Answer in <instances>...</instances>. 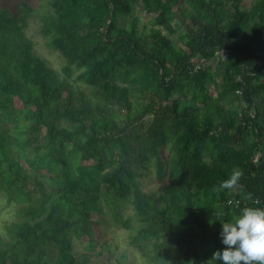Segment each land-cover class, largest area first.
Here are the masks:
<instances>
[{
	"label": "trees",
	"instance_id": "1",
	"mask_svg": "<svg viewBox=\"0 0 264 264\" xmlns=\"http://www.w3.org/2000/svg\"><path fill=\"white\" fill-rule=\"evenodd\" d=\"M41 1L63 78L25 35L37 10L0 8V194L17 207L0 264H86L72 241L93 252V216L126 206L146 264H205L221 224L264 209V0ZM236 167L243 190L214 191Z\"/></svg>",
	"mask_w": 264,
	"mask_h": 264
},
{
	"label": "rangeland",
	"instance_id": "2",
	"mask_svg": "<svg viewBox=\"0 0 264 264\" xmlns=\"http://www.w3.org/2000/svg\"><path fill=\"white\" fill-rule=\"evenodd\" d=\"M21 0H0V8H6L10 12L15 11L16 5ZM31 8L37 10V13L28 23V26L25 29V35L28 39L31 40L33 47L32 51L35 56L43 59L48 68L54 71L59 78H63L61 68L64 66L63 59L61 56L47 48L45 40L40 35V22L39 15L42 13V10H45L43 7L44 3L41 0H23ZM253 0H244L242 2L243 6L248 7ZM139 19V25L146 24L150 17L153 15L145 14L140 12L135 14ZM175 40V36L171 37ZM76 72L71 76L69 81L73 82L74 85H80L81 83L74 82V77ZM14 105L17 108H21L19 101L14 100ZM142 188L144 190H156L157 185L154 183L152 177L142 181ZM16 205L6 204L4 197L0 194V234L3 237V226L10 222L16 221L15 211ZM118 210H109L105 207L102 208V213L100 216L94 215L93 220L99 222L98 226L93 227L95 239H97V246L93 252H86L83 249L85 239H81V242L77 243L75 240L72 241V251L77 255L87 254L89 256L86 264H146L143 255L133 249L128 244L127 238V229L123 228L120 225V220L130 218L132 220V209L130 206L119 209V218H115L113 213ZM103 243L104 248L100 250V243ZM100 252V253H98ZM79 257V256H78Z\"/></svg>",
	"mask_w": 264,
	"mask_h": 264
},
{
	"label": "clouds",
	"instance_id": "3",
	"mask_svg": "<svg viewBox=\"0 0 264 264\" xmlns=\"http://www.w3.org/2000/svg\"><path fill=\"white\" fill-rule=\"evenodd\" d=\"M243 175L242 169L233 168L230 176L213 190H243L240 183ZM248 199H251V193ZM220 237L223 250L213 252L205 264H264V209L243 208L233 221L221 224Z\"/></svg>",
	"mask_w": 264,
	"mask_h": 264
},
{
	"label": "built area",
	"instance_id": "4",
	"mask_svg": "<svg viewBox=\"0 0 264 264\" xmlns=\"http://www.w3.org/2000/svg\"><path fill=\"white\" fill-rule=\"evenodd\" d=\"M223 56H224V54H223ZM235 204H237V202L235 201Z\"/></svg>",
	"mask_w": 264,
	"mask_h": 264
}]
</instances>
